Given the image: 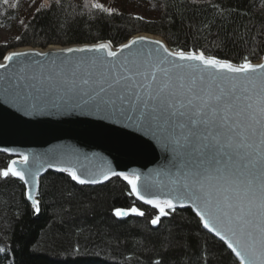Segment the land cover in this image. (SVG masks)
Returning a JSON list of instances; mask_svg holds the SVG:
<instances>
[{
	"label": "snow or ice",
	"instance_id": "obj_1",
	"mask_svg": "<svg viewBox=\"0 0 264 264\" xmlns=\"http://www.w3.org/2000/svg\"><path fill=\"white\" fill-rule=\"evenodd\" d=\"M92 7L112 12L101 3ZM145 39L121 44L119 53L111 41L63 49L73 54L106 52L114 59L85 55L25 66L20 80L28 83L18 82V86L54 96L60 104L131 113L128 119L152 131L164 151L171 153L168 164L157 173L170 186L165 198L152 191L165 186L162 180L149 178L142 191L140 174L111 172L127 181L130 194L158 210L150 223L159 224L187 200L196 207L203 228L227 242L238 264H264V63H252L248 57L233 63L196 49L172 51L159 40L151 41L157 47L146 53L137 49L132 59L121 56ZM26 55L10 52L3 59L12 62ZM7 67L0 63V69ZM28 162V155L22 154L21 161L11 160L0 171V177L11 175L31 183L25 194L39 213L40 201L32 194L39 169L17 167ZM61 171L80 184L99 182L82 178L75 167ZM103 176L109 179L107 173ZM114 214L145 215L136 206L116 208Z\"/></svg>",
	"mask_w": 264,
	"mask_h": 264
},
{
	"label": "trees",
	"instance_id": "obj_2",
	"mask_svg": "<svg viewBox=\"0 0 264 264\" xmlns=\"http://www.w3.org/2000/svg\"><path fill=\"white\" fill-rule=\"evenodd\" d=\"M39 0L21 12L19 0H0V27L13 30L0 44V59L21 47L111 41L139 33L163 37L174 49L203 50L234 63L264 56V0ZM112 9L103 13L92 7ZM144 5L152 17H138ZM23 22V23H22ZM19 37V39H17ZM13 157L0 153V171ZM122 178L80 186L70 175L49 172L41 180L40 212L23 182L0 177V264H238L226 244L203 228L190 209L172 211L158 227V210L140 203ZM136 206L143 217L119 220L116 208Z\"/></svg>",
	"mask_w": 264,
	"mask_h": 264
},
{
	"label": "water",
	"instance_id": "obj_3",
	"mask_svg": "<svg viewBox=\"0 0 264 264\" xmlns=\"http://www.w3.org/2000/svg\"><path fill=\"white\" fill-rule=\"evenodd\" d=\"M138 37L146 39L133 46L131 50L125 49L121 54L122 57L132 59L137 49H143L146 53L156 48L157 46L151 43L155 40L161 41L170 50L175 51L163 37H147V33L136 34L125 43ZM92 44L95 43L49 45L46 48L28 46L10 50L8 53L24 52L29 55L14 58L12 62L0 59V63L8 65L7 68L0 69V153L7 154L13 157L12 160L17 161H21L22 154L28 155V164L18 163L17 167L21 170L31 168L32 171L39 169L36 188L32 193L38 200L42 178L49 172L70 175L68 172L61 171L66 167H75L78 175L84 179L96 178L99 181L80 184L72 179L80 186H99L116 178L123 179L122 176H112V171L130 175L140 174L142 191L145 181L149 178L153 181L162 180L165 186L159 189L153 188L152 191L161 198H165L169 195L170 186H167V180L162 176L158 177L157 173L168 164L171 153L164 151L152 131L137 123L134 118L128 119L131 113H110L89 107H76L74 103L60 104L54 96L49 98L34 89L18 86V82L24 85L28 83L20 80L21 69L25 66L35 67L53 60L59 63L66 58L85 55L107 57L106 52L73 54L61 51L69 47ZM113 50L119 53L120 46L113 44ZM43 53L48 55L45 56ZM107 59L114 58L107 57ZM252 63H264V56L260 61ZM54 100L56 103H53ZM103 173L109 175L108 180L104 179ZM14 178L20 180L17 177ZM26 178L31 182L30 174L26 173ZM23 184L26 190L31 187V183L26 185L23 182ZM133 196L140 203L154 208L139 200L134 194ZM29 203L31 204V201ZM183 209L192 210L199 218L196 207L189 201L183 200L178 203L176 210ZM131 216L139 217L136 214L116 217L119 220H125ZM159 224L153 226L158 227ZM210 233L215 236L214 233ZM216 238L221 240L219 237ZM221 241L227 246L226 241Z\"/></svg>",
	"mask_w": 264,
	"mask_h": 264
},
{
	"label": "rangeland",
	"instance_id": "obj_4",
	"mask_svg": "<svg viewBox=\"0 0 264 264\" xmlns=\"http://www.w3.org/2000/svg\"><path fill=\"white\" fill-rule=\"evenodd\" d=\"M102 2H112L115 5H122L126 4L127 6H131V3L129 4L128 0H99ZM39 4V0H19V6L21 9V12L31 10L33 11L35 7ZM135 13L138 17H141L143 19L149 20L151 19L152 15L150 12H148L147 8L144 5L138 6L136 8ZM14 33L12 29H6L0 27V44L1 43H9L13 37ZM24 48V47H21ZM18 49V48H17Z\"/></svg>",
	"mask_w": 264,
	"mask_h": 264
},
{
	"label": "bare ground",
	"instance_id": "obj_5",
	"mask_svg": "<svg viewBox=\"0 0 264 264\" xmlns=\"http://www.w3.org/2000/svg\"><path fill=\"white\" fill-rule=\"evenodd\" d=\"M153 35V34H152ZM157 35L151 36L150 34H147V37L157 38Z\"/></svg>",
	"mask_w": 264,
	"mask_h": 264
}]
</instances>
